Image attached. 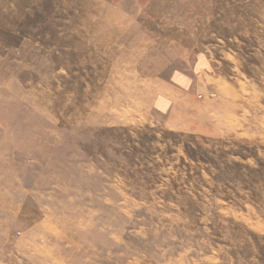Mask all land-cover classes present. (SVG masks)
Returning <instances> with one entry per match:
<instances>
[{
	"label": "rangeland",
	"instance_id": "1",
	"mask_svg": "<svg viewBox=\"0 0 264 264\" xmlns=\"http://www.w3.org/2000/svg\"><path fill=\"white\" fill-rule=\"evenodd\" d=\"M0 264H264V0H0Z\"/></svg>",
	"mask_w": 264,
	"mask_h": 264
},
{
	"label": "crops",
	"instance_id": "2",
	"mask_svg": "<svg viewBox=\"0 0 264 264\" xmlns=\"http://www.w3.org/2000/svg\"><path fill=\"white\" fill-rule=\"evenodd\" d=\"M140 3H142V2H145V3H147V2H149V3H151L153 0H138ZM149 5V4H148Z\"/></svg>",
	"mask_w": 264,
	"mask_h": 264
},
{
	"label": "bare ground",
	"instance_id": "3",
	"mask_svg": "<svg viewBox=\"0 0 264 264\" xmlns=\"http://www.w3.org/2000/svg\"><path fill=\"white\" fill-rule=\"evenodd\" d=\"M114 18H115V17H114ZM108 20H109V19H108ZM106 21H107V20H106ZM109 21H110V20H109ZM109 21H108V22H109ZM122 22H123V21H122ZM111 25H112V24H111ZM185 43H186V42H185ZM148 47H149V46H148ZM146 50H147V49H146ZM126 52H127V51H126ZM130 55H131V53H130ZM132 55H133L134 57L136 56V55H134V54H132ZM132 55H131V56H132ZM131 56H130V57H131ZM138 56H139V55H138ZM128 58H129V57H128ZM130 59H131V58H130ZM219 87H220V86H219ZM222 94H223V93H222ZM224 96H225V95H224ZM2 203H3V202H2ZM5 203H6V202H5ZM7 204H8V203H7ZM4 206H5V205H4ZM4 208H5V207H4ZM6 208H7V207H6Z\"/></svg>",
	"mask_w": 264,
	"mask_h": 264
}]
</instances>
